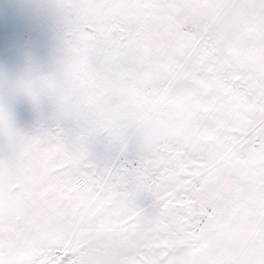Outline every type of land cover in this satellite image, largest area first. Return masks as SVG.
I'll list each match as a JSON object with an SVG mask.
<instances>
[{"label":"snow or ice","instance_id":"1","mask_svg":"<svg viewBox=\"0 0 264 264\" xmlns=\"http://www.w3.org/2000/svg\"><path fill=\"white\" fill-rule=\"evenodd\" d=\"M32 8L47 60L0 70V264H264V0Z\"/></svg>","mask_w":264,"mask_h":264},{"label":"rangeland","instance_id":"2","mask_svg":"<svg viewBox=\"0 0 264 264\" xmlns=\"http://www.w3.org/2000/svg\"><path fill=\"white\" fill-rule=\"evenodd\" d=\"M35 0H0V70L17 71L25 51L46 61L51 48L47 25L34 14ZM18 123L27 125L33 119L30 105L24 99L14 104Z\"/></svg>","mask_w":264,"mask_h":264}]
</instances>
